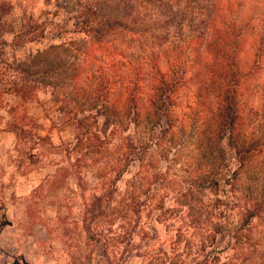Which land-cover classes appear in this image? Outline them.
Wrapping results in <instances>:
<instances>
[{
    "label": "rangeland",
    "instance_id": "obj_1",
    "mask_svg": "<svg viewBox=\"0 0 264 264\" xmlns=\"http://www.w3.org/2000/svg\"><path fill=\"white\" fill-rule=\"evenodd\" d=\"M3 1L22 2L34 20L22 32L4 36L1 61L5 64L23 61L27 55L55 42L59 35L54 27L58 23H63L68 31L65 38L85 39L73 33L78 28L74 20L78 0H55L57 5L52 0ZM120 3L116 14L123 19L127 27L124 32L128 34H107L99 44H84L91 70L105 66L111 48L138 60L156 54L157 48L181 47L189 51L214 10L227 22L240 17V21L255 25L257 30L249 31L245 37L239 59L242 72L254 67V53L259 48L255 39L260 34L259 28L264 29V4L261 6L260 2L122 0ZM190 39L192 42L188 43ZM187 75L192 73L188 71ZM255 84L258 87L264 84V73L255 82L248 81L241 87L253 89L241 98L242 130L254 145L262 146L264 157V116L251 111L259 103ZM30 93L24 102L10 95L0 101V226L6 221L13 224L17 237L23 240L24 253L27 249L31 255L47 256V262L38 259L35 264H108V261L171 264L176 254L187 257L189 247L196 245L203 233H210L209 228H204L208 224L202 220L206 222L209 215L212 217V205L220 195L212 183L218 173L216 157L221 161V155L214 145L213 152L205 151L193 131L201 121L198 117L204 115L199 104L212 111L217 100L212 97L208 103L203 99L197 82L192 81L179 91L173 112L174 126L163 135L158 133L161 129L158 126L153 134L147 124L149 116L142 118L133 130L112 135L110 123L99 116L90 132L100 139L107 137L108 141L88 140L79 145L72 119L75 110H70L71 113L63 110V98L51 88L31 89ZM130 132L145 152L137 164L129 165L117 176L122 151L118 145ZM222 146L223 175L228 177L238 163L234 148L226 140ZM114 183L117 189L114 198L105 209L102 203L101 216L91 224L89 214L94 212V197L105 194ZM235 183L238 198L244 199L243 195L248 193L247 184L251 185V198L264 196V158L255 159L248 173L238 175ZM240 212V208L232 209L230 220L237 222ZM128 232L133 234L125 253L123 235ZM243 234L244 240L240 242L225 234L217 235L218 249L223 250L218 264H264V214L254 218ZM178 235L181 240L175 245Z\"/></svg>",
    "mask_w": 264,
    "mask_h": 264
},
{
    "label": "trees",
    "instance_id": "obj_2",
    "mask_svg": "<svg viewBox=\"0 0 264 264\" xmlns=\"http://www.w3.org/2000/svg\"><path fill=\"white\" fill-rule=\"evenodd\" d=\"M253 1L260 2L261 6L264 4V0ZM52 2L57 5L55 0ZM78 2L74 16L78 28H75L73 33L84 36V40L80 39L81 43L71 37L65 38L64 35L68 31L64 30L63 23H58L54 27L55 33L59 35L55 42H49L44 48L27 55L23 61L5 64L1 61L4 52L1 47L5 45L4 36L20 32L33 25L34 20L22 2L8 3L0 0V101L10 95L24 102L27 95L32 94L31 89L51 88L63 98V110L67 113L75 110L72 119L76 144L88 140L103 143L102 141H108L107 137L100 139L98 135L90 132L99 116L110 123L112 135H121L129 128L133 130L145 116L150 117L147 124L153 134L157 133V126L161 128L158 131L160 135L168 132L174 126L175 120L172 119L179 91L187 88L190 82H197L199 95L203 99L208 100V103L209 98L217 100L216 109L212 111L204 104H199L204 115L198 117L201 121L194 127L193 132L197 140L204 145L205 151L213 152L214 145L221 155V161L218 157L215 159L218 173L212 183L218 188L220 195H217L215 204L212 205V217L209 215L206 222L202 220V223L208 224L204 228H209L210 233H203L200 241L189 247L187 257L176 254L171 264H218L219 255L223 250L218 249L217 235L225 234L229 239L240 242L245 237L243 231L252 220L264 214V196L251 198V185L247 184L248 193L243 195L244 199L238 198L235 191L236 177L248 173L252 162L259 156L264 158L262 146L259 148L254 145V141L242 130L244 118L241 105V98L246 91H253L249 86L241 90L243 83H250L251 80L255 82L257 77L264 73V29L261 31L259 28L260 34L255 37L259 48L254 53V67L247 72L240 70L239 59L245 37L249 31L255 33L257 28L253 24L240 21V17L229 22L222 20L216 10L211 12L204 30L197 33L198 36L189 51L181 47L157 48L156 54L151 53L138 60L136 56L122 54L121 50L111 48L107 51L105 66L91 70L84 44H99L107 34L119 36V33H126L124 30H127V27H124L123 19L116 14V8L122 0ZM98 14L101 17H98ZM260 23L262 25L263 21ZM190 42L191 39L188 43ZM188 71L192 73L189 77ZM255 88L256 91L259 90V103L254 107L255 111H251L255 114L261 112L260 115L264 116V84L260 87L255 84ZM83 99L87 102L83 103ZM71 104L73 105L70 109ZM78 107L81 108L77 110ZM131 133L122 137L118 145L122 151L118 164L121 171L119 173L117 168V176L122 175L124 168L129 165L137 164L145 152ZM225 140L234 148L238 163L237 169L228 177L223 175L225 151L222 144ZM150 147L151 143L146 148L149 150ZM116 192L114 183L105 194L94 197V212L90 211L89 214L91 224L101 216L99 208L102 203L104 209L108 207ZM235 208L241 209V217L237 222L229 218L230 211ZM86 233L90 235L88 229ZM132 234L128 232L123 235L126 242L123 250L125 253ZM180 240L178 235L174 244L179 245ZM108 264L112 263L108 261Z\"/></svg>",
    "mask_w": 264,
    "mask_h": 264
},
{
    "label": "crops",
    "instance_id": "obj_3",
    "mask_svg": "<svg viewBox=\"0 0 264 264\" xmlns=\"http://www.w3.org/2000/svg\"><path fill=\"white\" fill-rule=\"evenodd\" d=\"M13 224L9 221L0 226V264H35L40 261L47 262L46 255H31L24 253L23 240H20Z\"/></svg>",
    "mask_w": 264,
    "mask_h": 264
}]
</instances>
